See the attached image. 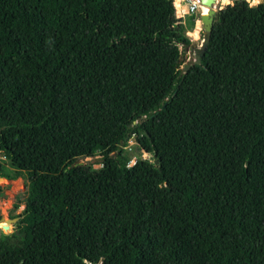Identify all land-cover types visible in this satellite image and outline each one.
<instances>
[{
    "label": "trees",
    "instance_id": "trees-1",
    "mask_svg": "<svg viewBox=\"0 0 264 264\" xmlns=\"http://www.w3.org/2000/svg\"><path fill=\"white\" fill-rule=\"evenodd\" d=\"M182 1L0 0V153L28 181L0 264H264V5H225L180 72Z\"/></svg>",
    "mask_w": 264,
    "mask_h": 264
},
{
    "label": "rangeland",
    "instance_id": "rangeland-1",
    "mask_svg": "<svg viewBox=\"0 0 264 264\" xmlns=\"http://www.w3.org/2000/svg\"><path fill=\"white\" fill-rule=\"evenodd\" d=\"M233 1L235 0H227V2L225 0H215L212 8L213 10H220ZM244 1L249 5V0ZM259 4H264V0H261ZM196 6L197 9L195 8ZM199 11L200 5L197 0H184L180 3L179 15L174 14L176 24L181 25L183 29L182 35L187 40L186 45L177 44V69L180 72L183 71L185 66L193 64L194 57L191 46L196 45L201 37V28L198 20ZM123 149V155L128 160V165L138 159L153 163L151 155L144 153L138 148L134 137L126 140ZM77 163L97 169L101 166V157L96 153L92 157L78 160ZM0 164L3 167L4 173L9 177H13L11 179L2 178V181H0V240L12 241L14 238H11V236L18 237L15 216L19 214L23 207L28 181L24 173L12 170L9 161L2 153H0Z\"/></svg>",
    "mask_w": 264,
    "mask_h": 264
},
{
    "label": "water",
    "instance_id": "water-1",
    "mask_svg": "<svg viewBox=\"0 0 264 264\" xmlns=\"http://www.w3.org/2000/svg\"><path fill=\"white\" fill-rule=\"evenodd\" d=\"M197 1L199 5L205 8V12L202 13L199 11L198 13V20L201 28V37H200V41L196 43V45L191 46V50L194 57L193 64L199 63V59L206 49V46L209 41L213 18L216 16L217 12L219 11V10H213L212 8V5L215 3V0H197ZM188 68L189 66H185L183 72L186 71ZM154 163H155V159L153 157L152 164ZM0 181H2V178H0Z\"/></svg>",
    "mask_w": 264,
    "mask_h": 264
},
{
    "label": "clouds",
    "instance_id": "clouds-1",
    "mask_svg": "<svg viewBox=\"0 0 264 264\" xmlns=\"http://www.w3.org/2000/svg\"><path fill=\"white\" fill-rule=\"evenodd\" d=\"M261 2V0H249V6H255L257 4H259Z\"/></svg>",
    "mask_w": 264,
    "mask_h": 264
},
{
    "label": "bare ground",
    "instance_id": "bare-ground-1",
    "mask_svg": "<svg viewBox=\"0 0 264 264\" xmlns=\"http://www.w3.org/2000/svg\"><path fill=\"white\" fill-rule=\"evenodd\" d=\"M193 7H194V5H193ZM195 8L197 9V6ZM200 12H202V13L205 12V8L201 5H200Z\"/></svg>",
    "mask_w": 264,
    "mask_h": 264
},
{
    "label": "snow or ice",
    "instance_id": "snow-or-ice-1",
    "mask_svg": "<svg viewBox=\"0 0 264 264\" xmlns=\"http://www.w3.org/2000/svg\"><path fill=\"white\" fill-rule=\"evenodd\" d=\"M225 2H227V0H225Z\"/></svg>",
    "mask_w": 264,
    "mask_h": 264
}]
</instances>
